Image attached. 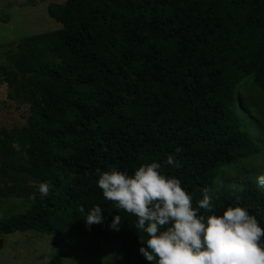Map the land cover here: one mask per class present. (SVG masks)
<instances>
[{"label": "trees", "instance_id": "obj_1", "mask_svg": "<svg viewBox=\"0 0 264 264\" xmlns=\"http://www.w3.org/2000/svg\"><path fill=\"white\" fill-rule=\"evenodd\" d=\"M47 13L61 26L26 37L14 68L0 65L8 97L30 110L26 155L0 146V184L33 192L24 212L0 217V234L35 230L70 252L103 254L62 235L74 231L115 241L123 264H148L145 234L104 199L96 169L132 174L152 161L181 180L194 207L209 187L217 214L243 205L264 228V189L236 173L264 154L262 121L239 91L248 84L264 95V0H65ZM170 154L180 167L166 164ZM95 205L103 223L87 226ZM116 215L119 231L109 227Z\"/></svg>", "mask_w": 264, "mask_h": 264}, {"label": "clouds", "instance_id": "obj_2", "mask_svg": "<svg viewBox=\"0 0 264 264\" xmlns=\"http://www.w3.org/2000/svg\"><path fill=\"white\" fill-rule=\"evenodd\" d=\"M166 164L181 166L172 154ZM161 169L156 161L141 164L132 174L115 167L96 169L104 199L136 218L134 227L146 237H140L139 252L150 264H264V228L245 206H228L217 214L212 190L204 187L194 207L193 195L181 180ZM256 182L264 189V174ZM38 191L48 196L49 184L40 183ZM78 211L84 213V206ZM85 223H103L99 205L86 212ZM120 223L121 216L116 215L109 227L119 231Z\"/></svg>", "mask_w": 264, "mask_h": 264}, {"label": "rangeland", "instance_id": "obj_3", "mask_svg": "<svg viewBox=\"0 0 264 264\" xmlns=\"http://www.w3.org/2000/svg\"><path fill=\"white\" fill-rule=\"evenodd\" d=\"M26 1L28 0H0V65L8 68H14L26 37L61 26L48 15L47 5L49 2L63 3L65 0H36L34 5ZM239 91L252 114L262 121L260 131L264 137V95L248 84ZM250 95L257 105L252 104L251 99L248 100ZM29 111L27 100L20 97L9 98L8 87L0 83V146L20 150L26 155ZM259 158L264 159V154L250 157L236 167L239 170L236 172L238 176L245 178L251 175L256 180L258 175L264 174V169L257 173L248 172L249 168L242 170L249 167L250 162H260L264 166V160ZM234 170L235 168L230 169ZM32 199L33 192L18 195L0 184V217L24 212ZM62 235L77 241L91 242L100 247L103 254L89 256L70 252L55 245L53 235L25 230L0 234V264H123V255L115 241L100 242L74 231H65Z\"/></svg>", "mask_w": 264, "mask_h": 264}, {"label": "water", "instance_id": "obj_4", "mask_svg": "<svg viewBox=\"0 0 264 264\" xmlns=\"http://www.w3.org/2000/svg\"><path fill=\"white\" fill-rule=\"evenodd\" d=\"M28 75H29V73H28Z\"/></svg>", "mask_w": 264, "mask_h": 264}]
</instances>
